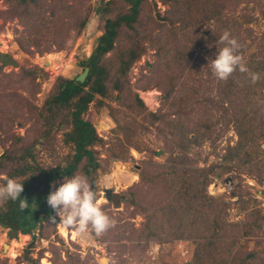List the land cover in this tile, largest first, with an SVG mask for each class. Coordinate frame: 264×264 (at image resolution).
<instances>
[{"label": "rangeland", "instance_id": "rangeland-1", "mask_svg": "<svg viewBox=\"0 0 264 264\" xmlns=\"http://www.w3.org/2000/svg\"><path fill=\"white\" fill-rule=\"evenodd\" d=\"M62 1L55 2L71 7L52 15L51 0H39L44 7H31L36 16L22 18L16 14L13 2L0 0V152L19 154L41 137L42 143L34 150L45 167L54 166L72 148L62 142L65 129L54 128L48 138L43 137L47 131L40 109L56 90L60 77L77 78L84 71L81 61L95 51L103 32L104 20L95 11L99 0ZM185 1L141 3L138 31L123 27L116 47L102 58L104 65L115 69L122 47L138 40L144 42L145 51L128 71L132 92L112 90L102 98L101 105L94 100L83 115L104 140L96 146L102 169L95 175V192L101 210L116 221V226L100 236L89 230L90 239L74 240L71 234L64 237L60 232L64 225H54L43 211L39 213L41 225L32 233L13 230L0 222V264H190L198 239L176 238L165 227L161 239L145 238L142 233V206L159 202L165 192L162 178L142 182L140 171L148 162L161 169L178 164L208 170V193L226 203L223 216L230 235L219 239L222 248L215 252V257L225 256L227 260L215 263L207 258L204 264H236L234 254L243 257L249 252L254 257L247 260L248 264H264V162H257L264 157V135L257 136L250 159L243 148L239 152L231 149L239 140L237 119L241 115L253 119L254 125L264 118V91L256 94L252 106L242 104L234 93L224 98L223 88L230 78L218 80L211 70L219 44L209 43L207 36L201 38L206 28L214 30L215 21L190 22L194 24L184 29L183 6L187 2L195 4L193 0ZM220 4L226 15L239 16L243 22L239 29L245 41L244 58L248 59L264 34V0H221ZM191 14L198 20L197 11ZM78 17L85 19L81 29ZM183 40L193 49L189 69L173 60L177 49L183 48ZM236 83L238 90L240 85ZM135 93L146 106L140 112L130 107L136 104ZM121 144L128 151L120 147L112 150ZM113 153L122 156L117 158ZM178 155L179 160H175ZM4 164L6 169L16 165L6 157ZM116 170L122 172L121 176L107 182ZM76 174L86 177L92 187L81 166ZM132 174L137 176L134 180ZM3 177L5 174H0V186ZM21 178L15 179L18 182ZM32 186L41 188L36 181ZM112 191L121 193L120 207H114ZM134 198L140 206L133 203ZM11 234L15 236L11 238ZM232 241H236L230 247L233 252L227 250V243ZM14 242L15 256L9 251ZM208 251V247L201 249L204 257Z\"/></svg>", "mask_w": 264, "mask_h": 264}, {"label": "trees", "instance_id": "trees-1", "mask_svg": "<svg viewBox=\"0 0 264 264\" xmlns=\"http://www.w3.org/2000/svg\"><path fill=\"white\" fill-rule=\"evenodd\" d=\"M7 1L13 2L16 7V14L22 18L36 16V13L31 10L32 6H37L39 9L44 7L39 0ZM55 1L51 0L49 5L52 15H55L60 9L66 10L71 7L69 3L62 5V3H56ZM99 1L100 4L95 8V11L104 20L103 32L98 38L95 51L88 58L81 61L84 69L89 67L86 79L81 82L76 78L60 77L56 90L46 97L40 109V116L44 120L43 123L47 131L43 134V137L48 138L54 128L56 130L65 129L62 142L70 146L72 150L67 152L62 160L54 166L45 167L39 162L37 152L34 150L37 144L42 143L41 137H38L31 145L24 147L21 153L14 154L8 150L3 156H0V174H5L2 179L3 185L8 178L22 177L18 181L24 184L21 198H27L29 204L34 203L37 206L36 209H26L23 213L19 210L18 201L9 200L0 205V222L13 230L32 233L41 225L43 220L39 217L41 211L45 213L46 219L52 221L51 217H55V222L52 221L54 225L60 222L59 216L48 205L47 197L52 191L58 189V183L61 180L72 177L80 166L84 174L92 181V190L95 191V175L102 169L99 159L100 152L96 149V146L99 143L102 144L104 140L98 135L93 123L85 119L83 115L94 100H97L101 105L102 98L107 97L112 90L122 92L127 89L129 93L132 92V88L129 87L128 71L146 49L144 42L138 40L128 47L125 46L120 49L118 66L115 69H111L102 63L103 56L116 47V41L123 27L131 31H138L136 23L140 5L144 0H123L122 4L121 0ZM193 1L195 3L194 7L190 2L183 6V22L188 24H185L184 29L186 26L194 24L190 22H207L213 19L215 21L214 30L206 28L201 38L207 36L209 43H218L219 48H222L224 45L219 43V37L227 31L230 33V38H235L241 45L239 54L244 57L245 41L239 29L243 27V22L239 20L240 17L226 15L222 9V4H220L221 0ZM198 4L199 7H197ZM125 6H128V8H124ZM194 11L199 13L198 20L194 19L191 14ZM74 13H77V11H74ZM77 19L81 29L85 25V19L81 20L79 17ZM55 22L57 21L55 20ZM248 32L250 33V31ZM192 52L193 49H191L189 43L183 40V48L177 49V55L173 60L178 61V64L181 65L183 63L184 69L191 60ZM244 61L251 72L260 74V79L253 84L248 74L236 71L229 77L230 80L226 83V87L224 86L223 95L226 98L234 93L235 98L240 99L242 104L252 106L258 98L256 94L264 91V34L259 38L257 48L248 59L244 58ZM187 68H192V66L190 65ZM236 81L240 85L238 90L235 87L237 85ZM96 95L100 97L96 98ZM261 95L264 96V94ZM135 100L136 104L133 103L132 106L129 104L132 109L138 108L140 112L146 108L145 103L137 93H135ZM245 115H241L237 119L239 140L236 146L231 149L234 152H239L243 148L246 157L250 159L252 157V145L257 140V136L264 135V118L254 125L253 119L247 120ZM153 116L157 117L156 115ZM209 128L210 126L207 127V130H210ZM258 131H260L259 134H257ZM116 147H120L125 152L128 151L124 144L116 145L112 150H116ZM113 155L117 158L122 156L115 153ZM5 157L12 159L16 165L9 169L4 168ZM178 158H180L179 155L174 157L175 160H179ZM262 161L264 162V157L260 160L257 159V162ZM166 167L169 169L168 174L167 168H162L165 169V174L161 167L148 162L145 168L140 171L143 183L157 181V179L162 178L165 187V192L159 202H154L149 207H147L148 205L142 206L145 215L144 226L141 229L143 235H145V238L157 237L161 239L164 237L161 230L166 228L176 238L198 239L196 255L190 264H204L203 261L207 258H212L215 263L225 262L227 257L217 258L215 255L222 248L219 239L230 235L227 230L229 224L223 216L226 203L219 201L208 193V186L211 182L208 170L206 168L181 167L178 164L166 165ZM33 181H36L37 185H41V188L33 187ZM53 184H55V187H53ZM133 203L140 206L135 198ZM249 227L245 228V234L247 235L250 234ZM14 236L13 234L10 235L11 238ZM235 242H228L227 250L231 249V252H233V248L230 247ZM201 246L209 248L207 257H204V253H201ZM252 257H254L252 252L243 257L235 254L233 256L237 262L236 264H248L247 260Z\"/></svg>", "mask_w": 264, "mask_h": 264}, {"label": "clouds", "instance_id": "clouds-1", "mask_svg": "<svg viewBox=\"0 0 264 264\" xmlns=\"http://www.w3.org/2000/svg\"><path fill=\"white\" fill-rule=\"evenodd\" d=\"M219 43L224 47L219 48L216 58L211 60L213 75L218 80L226 81L233 73L239 71L248 74L251 82L255 84L260 79V74L251 72L247 67L244 57L239 54L241 45L238 41L230 38V33L225 31L219 37ZM0 156H3V152H0ZM23 191L24 184L17 182L15 178H8L6 183L0 186V205L11 200L19 202V210L23 213L26 209H36L34 203L29 204L27 198H21ZM47 203L66 228H72L82 236H86L89 230L100 236L116 226V221L101 210L97 193L82 175L65 178L62 185L48 195ZM51 219L55 222V217ZM101 264H106V261Z\"/></svg>", "mask_w": 264, "mask_h": 264}, {"label": "bare ground", "instance_id": "bare-ground-1", "mask_svg": "<svg viewBox=\"0 0 264 264\" xmlns=\"http://www.w3.org/2000/svg\"><path fill=\"white\" fill-rule=\"evenodd\" d=\"M119 170H121V169H119ZM121 174H122V172L116 170V171H114V172L112 173V175H110V176L108 177V179H106V180H107V182H110L112 177H114V176L120 177ZM136 177H137L136 174H132V175H130L131 180H134ZM119 179H120V178H119ZM60 232H61V234H62L64 237H68V236H70V234H71V238L74 239V240H76V239L79 238V237L82 238L83 240H88V239L91 238V235H90L89 233H88L86 236H82V235H80L79 233H77L75 230H68V229H67L66 227H64V226H61V227H60ZM15 246H16V242H14L11 246H9V251L12 253L13 256L17 255V254L15 253V249H14ZM45 262H47V261H45Z\"/></svg>", "mask_w": 264, "mask_h": 264}, {"label": "water", "instance_id": "water-1", "mask_svg": "<svg viewBox=\"0 0 264 264\" xmlns=\"http://www.w3.org/2000/svg\"><path fill=\"white\" fill-rule=\"evenodd\" d=\"M10 61L15 65L17 64L15 61L11 59ZM88 73H89V67H85L84 71L76 79L83 82L86 79ZM110 195H111V199H112V203L114 207H120L122 204L121 193L119 191H112L110 192Z\"/></svg>", "mask_w": 264, "mask_h": 264}]
</instances>
